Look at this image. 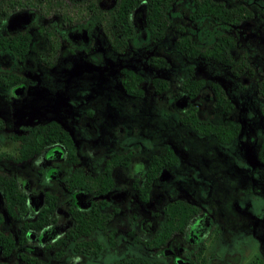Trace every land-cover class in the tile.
Wrapping results in <instances>:
<instances>
[{
	"label": "flooded vegetation",
	"instance_id": "flooded-vegetation-1",
	"mask_svg": "<svg viewBox=\"0 0 264 264\" xmlns=\"http://www.w3.org/2000/svg\"><path fill=\"white\" fill-rule=\"evenodd\" d=\"M205 6L213 11L194 13ZM263 15L264 0H0L8 109L0 130L17 143L14 153L0 149V264H264V133L252 141L251 104L238 106L230 84L200 77L194 92L168 74L174 50L191 62L180 65L183 76L204 59L239 77L235 89L253 79L261 120ZM125 20L126 30L118 26ZM179 38L191 41L194 56L177 48ZM205 49L231 62L204 57ZM128 55L145 56V69ZM39 65L46 70L37 80L28 69ZM128 71L133 78L124 80ZM154 77L164 80L155 86ZM43 96L78 103L76 116L41 105L35 118L50 117L18 122L15 105L50 103ZM142 107L147 132L129 122ZM193 116L197 126L187 121ZM171 119L181 127L172 130ZM47 120L69 132L76 161L58 142L16 158L12 136ZM204 120L221 127L204 129Z\"/></svg>",
	"mask_w": 264,
	"mask_h": 264
},
{
	"label": "rangeland",
	"instance_id": "rangeland-1",
	"mask_svg": "<svg viewBox=\"0 0 264 264\" xmlns=\"http://www.w3.org/2000/svg\"><path fill=\"white\" fill-rule=\"evenodd\" d=\"M260 19H261V22L263 23V26H264V15L261 16ZM173 36H174V34H173ZM138 58L139 59H135L134 57H132V55H128L127 58H125V59H126V61L128 60L130 63H133L135 65V67L138 66L140 68L139 70H144L145 69V65H144L145 56L141 55ZM108 59L110 61L109 66L117 65L116 61L112 60V57L109 56ZM171 60H172V70L168 74H170V79L172 81L177 82V80L183 76V72L179 70L180 65L181 64L185 65V63L189 64L191 62H189L186 57L181 56L178 53H176L174 50H172ZM197 64H198V67L194 69V71L191 73V76H193L195 78L202 77L205 79H210V80L220 82V84H224L228 90H230L229 89V84H230L231 90H233V91H231L232 94H230V95L232 96L233 100L235 102H237L238 106H243V105L246 106V104H249V103L251 104L252 108H251L250 117L252 116L253 120H251L252 121L251 126L248 127V132H250V129H251V133H253L252 141L256 142L258 140L259 135H261L262 132L264 133V117L261 118V120H260V116L257 117V113H256L257 108L256 107L260 106L261 100L256 98L255 87H253L254 86V83H253L254 80L251 79L249 81L251 84H253V86H251V87L248 86L245 89L242 88V90L235 89V87H232V86L236 85V80L239 77L236 78L233 75H231L229 72H227L225 67H222L219 64L212 62L210 60H204V59H200V60L198 59ZM194 67H196V66L194 65ZM33 69H36V70L32 71V69L29 68L28 74L29 73L33 74L35 72H38L36 75L37 80H39V78H41L43 71L46 70V68L41 67L40 65L34 66ZM160 74L163 76L164 73L160 72ZM117 77H118L117 73L110 75L109 79H111V81H113L112 84L116 83L115 81H116ZM36 78L27 77V83L32 84L34 81L36 82ZM244 80L248 81L249 79L247 77H244ZM33 86H36V84ZM64 92H65V90L59 92L58 96L63 97ZM6 95L7 94L5 92L0 90V114H6V112H8L6 103H4V101H6ZM42 98L45 101L50 100L49 101L50 103L41 104L38 99L32 98V99H29L27 101H24L23 103H20L19 105L16 104L15 110L17 111V115H16L18 117L17 121L32 124L35 122L45 120V118L50 117V115L45 114L44 118H35V113L33 111H37V110H35V108L40 107L41 105H46L45 111H47V112H49L48 109L52 110V108H55L57 110H61V112L64 111V113H66L67 115L76 116V111H77L76 108H77V106H79L78 103L66 101V100H62V99L60 100V98L57 100L53 96H51V98H49L47 96H43ZM141 102L147 103V102H149V98H147V96H146L141 100ZM47 112H45V113H47ZM149 113H150V110H148L146 107L145 108L142 107V109H140V111H139V116L136 119L129 121L131 123L130 125L139 129V132H144V131L147 132V130H149V128L151 127L150 120H149V115H150ZM170 117L173 118L172 114H170ZM256 119L259 121H255ZM71 123H72L71 121L65 120L66 126H68L70 129H73L72 131L75 132L74 127ZM161 123H163V120H161ZM7 124L8 125L10 124V120L7 121ZM124 127L126 128V126H124ZM169 127L172 130H175L176 128H180L181 126L179 124H177L174 121V119H171V125ZM9 130H10L9 128H7L6 130H0V149H5L7 151L14 153L15 152V145L17 143H16V141L11 140L6 136V134H8ZM12 131H14V130L12 129ZM82 135L85 136L83 133H82ZM83 136L79 135V137H80L79 142L81 141V139H83ZM80 154H81L82 158L86 157V154L84 153V150L82 148H80ZM255 157H256V153H255V149L253 148L252 156L250 158V161H252L253 164L255 161ZM263 209H264V201H263ZM263 245H264V243H263ZM263 255H264V246H263Z\"/></svg>",
	"mask_w": 264,
	"mask_h": 264
},
{
	"label": "trees",
	"instance_id": "trees-1",
	"mask_svg": "<svg viewBox=\"0 0 264 264\" xmlns=\"http://www.w3.org/2000/svg\"><path fill=\"white\" fill-rule=\"evenodd\" d=\"M212 11H213L212 8L205 6V7H201V9L199 7H196V9L194 10V13L202 12V15H204L206 12H212ZM118 26H121L124 28V30H126L129 27V24L127 20H125L123 23L119 24ZM190 44H192L191 41L186 38H179L176 41V46L178 49L186 50L192 54L191 56H194L195 51L194 52L190 51ZM202 54L204 55V57L216 58L225 63L231 62L230 55L225 54V53L213 54L212 51L208 53V51L205 49L202 52ZM191 73L192 72L188 70L187 73H185L184 76H182L180 79H182L184 82L182 86H187L186 88L187 90L191 89L192 91L195 92L197 87L201 85L202 79L193 78L191 76ZM133 74L134 73L132 71L125 72L124 80L132 79ZM0 78L3 79L2 75H0ZM163 80L164 79L162 77H154L153 79V81L155 82V86L157 85L156 82H162ZM259 82H261L260 84L262 85L261 87L262 89L261 92H262L263 91V79L262 81H259ZM140 93H141V88H139L137 94H140ZM193 118L194 119H191V118L187 119V121L197 126L198 120L194 116ZM201 127L204 129H208V128H220L221 126L204 120ZM12 137L19 141L16 158L28 157L31 154L38 152L42 147H44L47 144L58 142L64 147L65 153L70 157L71 161L77 160V157L74 153L75 147H74V142H73L72 137L70 136L69 132L57 121L47 120L42 123L31 125L27 128V131L24 134L13 135ZM258 156L261 160H263V164H264V141L262 144V148L258 152ZM83 175L84 174H82V170L80 167H76L74 169V177L75 179L78 180L79 184H83L84 182ZM84 219H85V216L80 214L77 218V222H76L77 225L83 226L85 223ZM75 232L78 233L77 231Z\"/></svg>",
	"mask_w": 264,
	"mask_h": 264
}]
</instances>
